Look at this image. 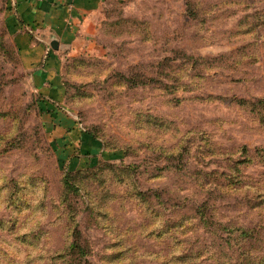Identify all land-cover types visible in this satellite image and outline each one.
<instances>
[{"label":"rangeland","instance_id":"374dc122","mask_svg":"<svg viewBox=\"0 0 264 264\" xmlns=\"http://www.w3.org/2000/svg\"><path fill=\"white\" fill-rule=\"evenodd\" d=\"M4 5L0 264H264V0L108 2L62 59L66 142Z\"/></svg>","mask_w":264,"mask_h":264},{"label":"crops","instance_id":"0c3cea01","mask_svg":"<svg viewBox=\"0 0 264 264\" xmlns=\"http://www.w3.org/2000/svg\"><path fill=\"white\" fill-rule=\"evenodd\" d=\"M110 1L113 0L5 2L3 21L11 44L19 54L21 66L28 72L35 90L45 99L43 105L47 112L48 129L60 141L62 138L65 142L72 141L76 134H80L73 117L58 108L62 99L59 78L62 59L75 49L80 37L89 36ZM80 139L87 142L84 137Z\"/></svg>","mask_w":264,"mask_h":264},{"label":"trees","instance_id":"16d2710c","mask_svg":"<svg viewBox=\"0 0 264 264\" xmlns=\"http://www.w3.org/2000/svg\"><path fill=\"white\" fill-rule=\"evenodd\" d=\"M4 2H6V0H4ZM4 7H5V5H4ZM4 22V21H3ZM4 28H5V31L7 32V28H6V25H5V22H4ZM14 48V47H13ZM16 51V50H15ZM16 54H17V56H18V58H19V61H20V56H19V54L16 52ZM21 63V62H20ZM88 135H89V133H87Z\"/></svg>","mask_w":264,"mask_h":264}]
</instances>
